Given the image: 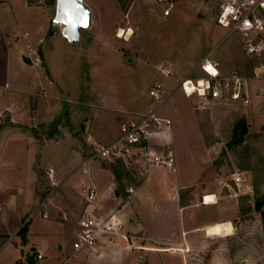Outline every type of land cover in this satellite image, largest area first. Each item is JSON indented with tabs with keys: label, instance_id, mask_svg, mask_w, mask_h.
<instances>
[{
	"label": "rangeland",
	"instance_id": "rangeland-1",
	"mask_svg": "<svg viewBox=\"0 0 264 264\" xmlns=\"http://www.w3.org/2000/svg\"><path fill=\"white\" fill-rule=\"evenodd\" d=\"M30 1L54 10L55 0ZM88 2L96 6V24L83 34L82 43L88 44V36H95L96 42L101 41L96 36L102 33L97 29L101 18L108 26L115 22L111 30L113 39L108 40L110 46H92L85 53L65 49L57 44L50 50L43 47L47 67L54 73L60 87L73 98L72 103L66 104L72 110V123L70 124L65 112L58 120V125H79L78 122H83L84 118L92 119L91 125H109L108 121H112L115 116L121 117L123 122L133 119L142 102L149 99L148 89L152 85L160 82L171 89L188 74L186 70L191 62L196 61L205 50L211 49L216 40L227 32L217 25L215 20L219 0H176L168 16L163 15L166 0ZM127 24L135 31L132 38H128L129 41L126 35L118 38L119 29L126 28L129 26ZM51 27L57 29L53 19ZM20 30L22 31L23 27ZM57 34L64 39L60 32ZM67 43L76 45L68 41ZM227 49H230L229 58L224 54ZM212 57L222 73V69L237 70L249 77L248 93L254 90L264 97V54L253 57L245 55L241 41L234 33L215 48ZM167 62H171L175 69L174 75L169 78H165L156 69L159 64ZM255 70L258 77H254ZM253 79L260 81L255 87L252 85ZM239 107L237 108L240 111L243 110ZM191 113L193 125L199 126L206 144L214 146L212 174L223 177L227 184L221 191V196L228 197L230 194L231 201L235 202V209L225 202L207 211L209 216L206 217H220L215 223L230 222L233 233L229 236L205 237L200 232H189L180 250L172 246V243L149 245L143 232L130 230L132 224H128L129 228L126 227L123 235L114 239L112 245L118 239L123 241L126 248L134 252V262L121 260L118 263L264 264V125H255L254 130H250V125L244 123L243 114H237L228 120V125H224L222 131H217L210 113L196 110L194 100L186 99L177 91L161 107L160 114L173 118H170L172 124L178 125L175 132L173 131L171 147L179 151V164L176 161V166L180 176L194 175L199 170L209 172L203 147L198 140L197 131L192 126ZM242 126L245 129L243 134ZM70 132L85 157L87 152L83 151L85 140L82 129L76 127ZM240 136L241 140L236 142ZM70 153L73 155L76 152L74 149L62 148L60 160L58 157V161H50L62 171L64 161L66 166L71 163ZM53 154L57 156V149L52 151L50 156ZM92 163L94 162L88 166L91 167ZM103 167L113 175V183L121 193L126 185L136 186L139 182L136 176L123 173L121 177H117L112 167ZM100 174L109 178L108 172L101 171ZM236 174L242 176V179L235 181ZM89 181L90 175L85 174L82 169L75 171L62 182L53 197L77 200L82 196ZM213 189L212 184L204 186V196L211 195ZM175 195L181 204L194 202L192 194L188 191L182 190ZM202 198L200 197V203ZM257 202L262 203L259 209L256 208ZM159 204L166 206L162 202ZM162 207L161 210L164 209ZM142 220L148 231H157V223L148 207L144 210ZM29 256L34 264L37 256L32 252Z\"/></svg>",
	"mask_w": 264,
	"mask_h": 264
},
{
	"label": "crops",
	"instance_id": "crops-1",
	"mask_svg": "<svg viewBox=\"0 0 264 264\" xmlns=\"http://www.w3.org/2000/svg\"><path fill=\"white\" fill-rule=\"evenodd\" d=\"M84 2L92 11L91 27L88 29L91 30L96 24V6L88 0ZM54 10L34 4L30 0H0V264H31L28 262L31 252L37 256L34 264H119L121 260L134 262V252L128 250L119 239L108 247L79 252L72 250V243L78 233V220L84 207L86 189L96 187L101 196L100 205L105 209L111 208L113 204L110 201L112 194L109 188L114 177L97 162L92 163L91 167L88 164L81 166L84 156L70 130L76 127L82 129L85 140L83 151L87 152V140L111 141L118 135L123 119L115 116L112 121H108L109 125H91L92 119L88 118L78 122L79 125H58V120L65 112L70 124L72 123V110L66 104L72 103L73 98L60 87L54 73L47 67L43 47L50 50L57 44L65 49L85 53L92 46H110L108 40L113 39L111 30L115 22L108 26L100 18L99 26H96L102 32V36L96 35L100 42L95 41V36H88L90 41L87 45L83 44L81 40L85 31L78 44L70 45L57 34V29L51 27ZM127 25L129 26L126 28L133 30L129 37L132 38L135 31L130 24ZM230 35L232 34L227 32L222 34L211 49L205 50L196 61L191 62L186 73L208 53L213 60L215 48ZM28 46L32 49L31 52H28ZM112 47L114 48V45ZM229 52L230 49L224 51L227 58ZM162 65L159 64L156 69L159 71ZM222 71L231 72L226 69ZM252 82L255 87L260 81L253 79ZM237 104L241 105L216 101L210 109L198 111L210 113L217 131H222L223 126L228 125V120L237 114H243L244 123L250 125V130H254L255 125H264V97L257 94V91L249 92V104L244 105L245 107L241 108ZM237 107L243 110L240 111ZM148 108L147 98L135 113L145 112ZM192 126L197 131L198 140L203 147L204 159L209 165L208 173L199 170L189 176L177 174L176 161L179 164V151L173 148L174 171L151 168L144 176L135 175L139 182L126 206L131 216L128 224H132V227L126 225L125 228L141 230L149 245L172 243V246L181 250L189 232H200L203 236L210 237L205 228L215 224L216 219L220 217H206L209 216L207 211L225 202L235 209V202L231 201L230 194L228 197L221 196V191L227 185L226 181L223 177L212 174L214 146L206 144L201 129L198 125H193V120ZM177 127L178 125L172 124L170 143ZM44 132L47 133L46 136ZM65 147L68 150L74 149L76 153H70L71 163L66 166L64 161L65 166L63 165L61 171L50 160L58 161V157L60 160L61 149ZM55 149L57 156L53 154L51 157L50 153ZM81 169L90 175V181L82 196L74 201L54 198L62 182ZM101 171L108 172L109 178L101 175ZM209 184L213 185L211 195L216 198V202L206 205L202 202L203 198L200 203V197L204 196V186ZM182 190L192 194V204H181L178 201L175 194ZM228 192L229 190L226 193ZM159 202L166 206H160ZM147 207L158 227L153 233L148 231L142 222ZM161 207L164 209L161 210ZM22 228L26 229L24 242L19 234Z\"/></svg>",
	"mask_w": 264,
	"mask_h": 264
},
{
	"label": "built area",
	"instance_id": "built-area-1",
	"mask_svg": "<svg viewBox=\"0 0 264 264\" xmlns=\"http://www.w3.org/2000/svg\"><path fill=\"white\" fill-rule=\"evenodd\" d=\"M176 0H166L163 15L168 16ZM216 23L236 34L248 57L264 54V0H219ZM28 52L32 49L28 46ZM165 78L175 73L173 64L159 68ZM254 77H258L257 70ZM249 77L237 70L222 73L218 65L206 54L197 65L171 88L155 83L148 89L151 107L136 113L133 119L122 122L118 135L109 142L87 140V153L81 161L85 167L90 162L102 165H118L127 174L144 176L151 168L175 170V155L169 141L172 131L170 118L160 114L161 107L174 92L180 91L187 99L194 100L196 110H208L216 101L249 104ZM242 179L236 174L235 181ZM135 186L126 185L121 193L113 183L109 191L113 206L105 209L99 203L96 187L85 191V202L78 220V233L72 243L73 252L108 247L122 236L131 220L127 204ZM122 190V189H121ZM205 196H203L204 201Z\"/></svg>",
	"mask_w": 264,
	"mask_h": 264
},
{
	"label": "water",
	"instance_id": "water-1",
	"mask_svg": "<svg viewBox=\"0 0 264 264\" xmlns=\"http://www.w3.org/2000/svg\"><path fill=\"white\" fill-rule=\"evenodd\" d=\"M91 16V8L84 0H55L53 23L71 44H77L82 33L91 27ZM89 41L90 37L87 39Z\"/></svg>",
	"mask_w": 264,
	"mask_h": 264
},
{
	"label": "bare ground",
	"instance_id": "bare-ground-1",
	"mask_svg": "<svg viewBox=\"0 0 264 264\" xmlns=\"http://www.w3.org/2000/svg\"><path fill=\"white\" fill-rule=\"evenodd\" d=\"M118 33V38H123L126 35V39H128L133 34V30L120 28ZM204 201V204L209 205L215 203L216 198L213 195H206ZM205 231L208 236H228L233 233V227L230 222H219L206 227Z\"/></svg>",
	"mask_w": 264,
	"mask_h": 264
},
{
	"label": "trees",
	"instance_id": "trees-1",
	"mask_svg": "<svg viewBox=\"0 0 264 264\" xmlns=\"http://www.w3.org/2000/svg\"><path fill=\"white\" fill-rule=\"evenodd\" d=\"M244 127L242 126V129H241V132H242V134L244 133ZM241 140V136L240 137H238V139L236 140V142L238 141H240ZM112 168H113V170H114V172H115V175L117 176V177H121V174H123V173H126L123 169H121L118 165H112ZM113 172V173H114ZM261 202H257L256 203V208L257 209H259L260 208V206H261ZM25 228H22L21 230H20V232H19V234H20V236H21V240H22V242H24L25 241ZM28 262H30L31 264H32V262L29 260ZM18 264H22L21 262H19Z\"/></svg>",
	"mask_w": 264,
	"mask_h": 264
}]
</instances>
